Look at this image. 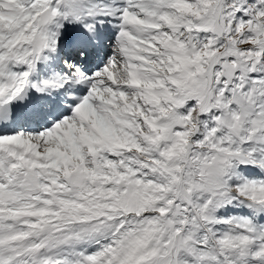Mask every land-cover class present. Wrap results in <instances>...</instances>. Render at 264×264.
Wrapping results in <instances>:
<instances>
[{
  "label": "snow or ice",
  "instance_id": "1",
  "mask_svg": "<svg viewBox=\"0 0 264 264\" xmlns=\"http://www.w3.org/2000/svg\"><path fill=\"white\" fill-rule=\"evenodd\" d=\"M0 264H264V0H0Z\"/></svg>",
  "mask_w": 264,
  "mask_h": 264
}]
</instances>
